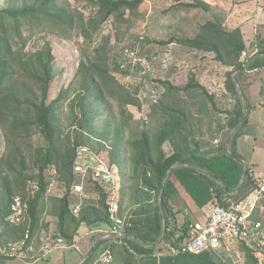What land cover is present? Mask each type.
Instances as JSON below:
<instances>
[{"label":"trees","instance_id":"1","mask_svg":"<svg viewBox=\"0 0 264 264\" xmlns=\"http://www.w3.org/2000/svg\"><path fill=\"white\" fill-rule=\"evenodd\" d=\"M143 1L92 0L97 12L90 15L87 21L82 14V36L92 40L94 34L112 19L115 23L132 25L140 17L138 10L142 8ZM79 15L80 12L63 8L55 0H47L41 6L21 10H0V129L6 141V152L0 158V248L5 246L4 243H9L8 246L21 244L29 230L30 239L24 246L23 254L27 257L26 252L34 251L32 244L44 227L41 220L48 209L52 179L64 182L69 189L63 198L55 200L57 212L52 217H57L56 240H63L65 249L71 250L82 235L81 230L88 229L93 236L90 237L96 242L85 257L86 259L90 255L84 264H96L106 250L113 253L112 264H232L223 261L219 263L223 254L219 256L211 251L199 255L184 252L165 254L159 258L155 254L163 236L164 246L181 249L188 234L189 226L186 223L183 235L178 236L177 217L180 211L175 212L171 205L173 197L178 194V185L184 188L191 200L187 202V206L195 204L199 208L210 203L230 207L233 203L230 200L240 202L256 188L248 165L247 179L242 190L237 193L245 172L241 161L244 159L238 152V139L253 123L250 114L252 107L248 104L246 108L244 105L239 85H243L241 78L244 73L264 69V46L247 60H242L247 50L242 31H229L219 19L209 20L194 39H172L168 42L176 41L199 52L214 53L219 63L234 68L227 74L225 89L239 101L227 129L234 130L242 121L243 123L230 140L229 150L226 143L205 150L192 130L203 123L202 118L196 120L193 116L189 118L182 113L181 116H159V120L149 129L144 128V122L137 123V128L131 125L135 118L129 113V106L142 110L143 103L137 93H132L117 80L115 72H123L121 66L125 61L121 49L117 52L116 62L111 61V53L107 47L109 40L106 41L108 45L96 48L88 60L81 61L73 83L62 90L56 99L50 100L55 80L52 46L47 42L43 49L28 52L31 36L25 35L24 31L30 30L33 34L53 31L69 38L78 26ZM140 39L141 37L137 43L132 41L131 46L138 47L141 51L145 45ZM76 84L80 92L77 103L80 116H73L71 126L77 127L74 139L72 134L66 135L63 131L59 112L74 94ZM159 84L164 87V92L158 104L148 106L150 117H154L155 112L159 111L167 93L170 95L179 91L170 82ZM185 91L215 103L214 96L194 76L190 78ZM262 92L264 93V89ZM74 106H69L72 112ZM111 106L121 109L122 122L107 119L103 126L98 125L103 112L110 111ZM161 108L163 110V105ZM246 109L249 110L247 118ZM194 121L198 123L195 124ZM93 139L98 142V148L86 146ZM167 143L173 148L169 155L165 151ZM82 146L90 148L105 159L123 186L120 214L123 216L128 213L132 216L129 219L132 226H126L125 235L121 238L111 233L113 222L107 203V190L99 182L92 192L96 194V199H87L79 215L72 210L77 202V197L72 194L73 185L78 180L74 167L78 160V150ZM125 149L129 152L128 172L123 158ZM105 150L108 157L103 153ZM52 168H55L57 175L52 174ZM171 170L172 174L165 184ZM50 174L52 178H49ZM29 182H32V192H28ZM36 184L39 186L38 190L32 188ZM92 188L90 189L93 190ZM20 192L24 194L13 197ZM16 198L29 204L28 217L20 225H13L8 220ZM90 201L92 202L89 203ZM257 220L261 218L258 216ZM50 226L48 223L46 228ZM255 246L251 248L241 244L246 264H259L260 257L257 254H264V248ZM51 250L50 247L48 254ZM15 258L18 256L11 258L0 253V264L17 260Z\"/></svg>","mask_w":264,"mask_h":264},{"label":"rangeland","instance_id":"2","mask_svg":"<svg viewBox=\"0 0 264 264\" xmlns=\"http://www.w3.org/2000/svg\"><path fill=\"white\" fill-rule=\"evenodd\" d=\"M46 1L47 0H0V10H21L25 7L41 6ZM55 1L63 8H68L76 13H81V15L78 16V26L75 27L71 37L64 38L53 31H47L42 34H38L36 32L33 34L30 30L24 31L25 35L31 36V40L27 47L28 52H37L43 49L45 43L47 42L52 46L55 56V80L50 92L51 101L56 99L62 90H66V88L73 83L74 78L78 73L81 61L83 59L88 60L96 48L108 45L106 42L107 40H109V45L107 47L108 51L111 53L110 59L112 62H116L118 50H120L123 46H131V43L133 42L137 43L138 38L143 36L146 39H140L145 45L144 49L140 52L143 53L142 56L146 59H151L155 56L158 58L152 71L150 70L144 76H142L141 73H132L128 79L127 76L121 75L120 72H115L117 80L120 84H124L126 82L134 86L140 84L144 88L147 96H150L151 84H154L155 82H161L162 84H164V82H170L179 91L173 92L170 95L167 93L162 102L163 110L161 105V107H159V111L155 112L153 115L154 117L148 116L147 112H142V110L136 106H129V113H132L135 118V120L131 122V125L137 128V123L139 124V122H144V128L147 127L149 129L156 121L159 120V116H170L172 114L181 116L182 113H185L186 116H189V118L193 116L196 120L199 118L204 120L203 123L196 125L192 130L194 131V136L197 141L202 143L205 150L215 148L222 143H226L229 150V143L235 132L234 130L229 131L227 129V125L232 119L231 116H233L237 101L239 100L237 97H234L226 91L225 83L227 80V74L232 72L234 68H229L219 63L214 53L197 52L195 49L190 47L180 46V44L176 43V41L173 43L168 42L172 41V39H194L199 34L202 26L212 19H219L220 21H223L224 26L227 29L228 27L231 29L232 26L237 25L235 23H230L229 26L226 25L229 23L228 20L231 18V14L234 13L236 16H241V14H244L247 11V9L243 10L240 7L241 4L244 3L243 0H234L235 5L232 9H229L231 4L228 7L226 0H206V3L202 0H144L142 8L140 7L138 10L140 12V17L134 20L132 25L115 23L114 19H112L111 22L104 24L101 30L94 34L92 40L85 39L82 36L80 29V20L83 19L82 14L84 15V19L87 21L90 15H94L97 12L93 8L94 4L92 3V0ZM199 4H203L205 7H197ZM258 26L260 27L262 24ZM254 28L256 29V27ZM259 40H261V37H258V41ZM253 42L248 45L250 47L247 48L246 52H244L242 60H247L251 54L258 52V50L263 47L261 44L262 47L257 45L256 48H253ZM138 46L140 45L138 44ZM169 50L172 59L168 63V66H166L167 54L169 53ZM193 76L197 82L206 87L209 93L214 96V104L206 98H198L197 95H192L185 91V87L189 83L190 78ZM149 79L152 80L151 84ZM242 81H244V83H242L243 85H241L243 87L240 85L239 87H241L245 98V101L242 98L244 105L246 108L248 107V104L251 105V115L255 114V116H261V114H264V93L262 92L264 89V71L262 70L251 75L244 73L241 78V82ZM257 82L259 84H257L258 87L261 85L262 90L260 87L257 88L256 91L250 89V85ZM245 85L247 87H244ZM247 97L250 98V100ZM79 98V87L78 84H76L74 87V94L69 99V102L63 105L62 110L59 112V117L62 120L63 131L66 135L72 134L74 139L77 136V127L71 126V124L74 121L73 116H77V114L79 115V108L77 107ZM141 102L145 103L148 102V100L145 98L144 101ZM73 105H75L74 112H72L70 108ZM147 107L148 105L145 104L143 106V110H148ZM111 116L112 118H109ZM120 116H122L121 109L118 108V106H111L110 111L103 112L98 125L103 126L107 119L113 120L116 123H121L122 119ZM194 123L197 124L198 122L194 121ZM252 128L253 127L249 126L244 132H248L249 130H252ZM86 146H94L98 148V142L93 139L92 142L86 144ZM86 149L88 148H80L79 151L84 154L86 153ZM165 151L168 155L173 152V148L169 143L166 144ZM5 152L6 141L0 129V158L5 154ZM103 153L106 157H108L109 154L106 150ZM123 158L126 160L125 170L128 172L129 162L127 160L129 158V152L127 149L123 152ZM250 168L252 174L254 175L257 168L254 169V166H250ZM55 174L57 175V173ZM49 178H52L51 174ZM51 182L52 184L48 193V209L46 213L43 214L41 220V225L45 228H41L37 235V239L32 244L34 246V251L29 250L26 252L27 257L22 254L20 257L18 256V258L15 259L25 260L26 258L25 261L27 262H37L38 260L39 262L46 261L49 257V248L51 247V249H53L54 245L59 243V240H56L55 238L58 229L57 225L53 226V223H50L53 227L50 226L48 229L46 228V225H48V222L52 218V214H56L57 212V203L55 200L63 198L69 189L62 181L57 182L51 179ZM31 185L32 182H29L27 185L28 192H32ZM176 189L178 190V194L173 197L174 199L171 202L172 209L174 211L183 210V213L180 214H183L185 217L187 216L184 218V222L188 220L187 218L193 222L204 221V211L202 213H198L197 211L195 214L189 210L188 214L184 211V202L185 200H188V196L185 194L182 186L178 185ZM23 194L24 192H20L13 197H18ZM31 194L32 193H30V195ZM88 196L91 200L96 199L95 193H88ZM91 202L92 201L89 203ZM232 202L234 203L236 201L232 199L230 200V203ZM261 207L260 218H263L264 204ZM205 211L207 212L209 210ZM183 228L184 226L182 225V228L179 229V232H181L182 235L184 233V231H182ZM83 230H81L82 234L85 232V229ZM89 233H91V231H89ZM181 233H179L178 236H180ZM80 235L81 234L79 233L78 236ZM92 237H90L83 253L81 255L76 254L74 256L75 258L73 257L70 259L68 264H81L83 262L85 257L94 247L93 244L95 243V240H93ZM161 243L158 245L156 251L157 254L165 252L166 246L163 245L164 243ZM4 244V247L6 248L9 243ZM4 247L0 248V253L7 256L6 254L8 252L5 253L6 250ZM66 252H68V254L74 253L72 250H66ZM239 255H241L242 258V255L244 254L238 251H227L219 258V263H221L220 261H223L226 263L231 262L232 264H242ZM242 260L245 262V259L242 258Z\"/></svg>","mask_w":264,"mask_h":264},{"label":"built area","instance_id":"3","mask_svg":"<svg viewBox=\"0 0 264 264\" xmlns=\"http://www.w3.org/2000/svg\"><path fill=\"white\" fill-rule=\"evenodd\" d=\"M141 40H144L143 36ZM140 52V48L138 49V47L123 46L121 48L125 63L121 66L123 72H120V74L127 76V79L132 73H141L142 76L146 75L147 72L152 71L158 59L156 56L151 59H146ZM171 59L169 50L166 66H168ZM127 72L129 73L127 74ZM149 80L151 84L152 80ZM122 85L132 93H137L141 101H144L146 98L148 102L143 103V106L145 104L148 106L158 104L164 92V87L158 82L151 84L150 96H147L144 88L140 84L134 86L126 82ZM142 112L148 113L149 111L142 109ZM88 149H86V153L84 154L78 150V160L74 167V173L77 175L78 180L72 188V194L77 197V202L72 206V210L74 214L79 215L85 201L89 199L88 193L95 191V184L99 182L100 186L107 190V203L113 222L111 233L121 238L125 235L126 226H132L131 221H129L132 216H129L128 213H125L123 216L120 214L122 209L120 202L121 187L123 186L107 161L90 148ZM52 171L55 176L56 171L54 168H52ZM253 178L256 188L243 200L233 203L227 208L215 205L210 213H208L205 224H194L189 227L188 234L181 244V249L165 247V252L155 254V256L159 258L165 254H179L180 252L199 255L206 251L215 252L219 256L227 251H238L244 254L241 250V244H245L251 248H255V245H257L263 249L264 217L261 220H257V217H260L261 206L264 204V174H254ZM32 188L38 190L39 186L36 184ZM28 213L29 204L21 198H16L13 202L8 220L13 225H20L26 221ZM30 234L31 232L28 230L21 244L7 246L5 248V253L8 252L6 254L7 257L14 258L22 255L24 246L30 239ZM59 243L63 244V240L60 239ZM257 255L260 257L259 264H264V254L259 252ZM239 257L241 258V255ZM242 258L245 259L244 255H242ZM242 258V264H246V260L243 262ZM113 261L114 256L112 251L106 250L96 264H112Z\"/></svg>","mask_w":264,"mask_h":264},{"label":"crops","instance_id":"4","mask_svg":"<svg viewBox=\"0 0 264 264\" xmlns=\"http://www.w3.org/2000/svg\"><path fill=\"white\" fill-rule=\"evenodd\" d=\"M202 1H205L206 3V0H202ZM226 1H227L226 4H228V7L231 4L229 9H232L233 6L235 5L234 0H232V2L231 0H226ZM243 1L244 3L241 4L240 7L243 10L247 9V11L244 14H241V16L240 15L236 16L234 13H232L231 18L228 20L229 23L226 25L229 26L230 23H235L237 25L232 26L231 29H229L228 27V30L233 31L236 29H240L244 36V40H245L247 48L250 47L248 45L251 44V42H253L254 40L255 41L253 42L254 43L253 48H256L257 45L261 46V44L262 46H264V11H263L264 10V0H243ZM260 24H262V26L259 27L258 25ZM254 27H256V29ZM258 37H261V40L258 41ZM262 70L264 71V69ZM262 70H255L252 72H247V74L248 75L256 74ZM242 83H244V81H242ZM257 84L258 82L253 85H250V89H253L254 91H256L257 88L260 87V89L262 90L261 85L258 87L259 84L258 85ZM244 87H247V86L245 85ZM248 99L250 100V98ZM252 119H253V123L250 124V126L253 127L251 130L252 132L251 133L245 132V134L238 139V146H237L238 152L249 166L251 167L254 166L255 167L254 169L257 168L256 169L257 171L254 172L255 174H264V114H261V116L260 115L255 116V114H252ZM189 201L191 200L190 199L185 200L184 202L185 208H183L184 211H186L187 214H188V210L191 211L193 214H195L197 211L198 213H202L204 211L205 220L193 222L192 220L187 218L188 220L184 222V218H186L187 216L185 217L183 214H180V213H183V210L182 211L180 210V213L178 214V217H177L179 229H181L182 225L184 226L186 223H187V226L189 227L194 224H205L208 213H210V211L216 205L215 203H210L204 208H199L195 204H192L193 206H190V205L187 206V202ZM205 210H209V211L206 212ZM48 223H53V226H55L57 223V217H52ZM90 235L91 234L89 233V230L85 229V232L78 238L76 245L73 247V249H71L72 251H74V253L71 252L73 254H68V252H66L65 247L61 243H57L54 246V248L51 250L49 257L47 258L46 261L39 262L38 260L37 262H33V261L27 262L25 261L26 259L25 260L17 259V260L5 261L3 262V264H68L70 259H72L76 254L81 255L83 253L85 246L89 242ZM71 250H67V251H71Z\"/></svg>","mask_w":264,"mask_h":264},{"label":"water","instance_id":"5","mask_svg":"<svg viewBox=\"0 0 264 264\" xmlns=\"http://www.w3.org/2000/svg\"><path fill=\"white\" fill-rule=\"evenodd\" d=\"M240 88V93H241V95H242V98H243V100L245 101V98H244V96H243V92H242V89H241V87H239ZM247 116H248V110L246 109V116H245V118H247ZM243 123V121L234 129V132L239 128V126L241 125ZM243 163H244V166H245V172H244V176H243V179H242V182H241V186H240V188H239V190L237 191V193L238 192H240L241 190H242V188H243V186H244V183H245V181H246V179H247V175H248V164L246 163V161L245 160H241ZM172 171L173 170H171L170 171V173H169V175H168V177L166 178V180H165V184L167 183V181L169 180V178H170V176H171V174H172ZM164 184V185H165ZM164 191V190H163ZM163 191H162V195H161V198H160V205H161V207H162V196H163ZM163 216H164V218H165V214H164V212H163ZM165 232H166V221L164 222V234H165ZM163 238H164V236H163ZM163 238L161 239V242L163 241ZM160 242V243H161ZM95 245H96V242H95V244H94V247H95ZM90 258V255L86 258V259H84L83 260V262L81 263V264H84L88 259Z\"/></svg>","mask_w":264,"mask_h":264},{"label":"clouds","instance_id":"6","mask_svg":"<svg viewBox=\"0 0 264 264\" xmlns=\"http://www.w3.org/2000/svg\"><path fill=\"white\" fill-rule=\"evenodd\" d=\"M217 205V204H216Z\"/></svg>","mask_w":264,"mask_h":264}]
</instances>
